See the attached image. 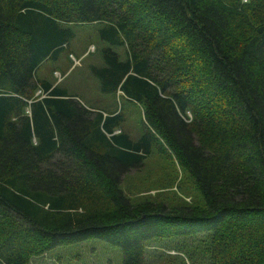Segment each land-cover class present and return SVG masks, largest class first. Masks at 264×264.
I'll return each instance as SVG.
<instances>
[{
    "label": "trees",
    "instance_id": "trees-1",
    "mask_svg": "<svg viewBox=\"0 0 264 264\" xmlns=\"http://www.w3.org/2000/svg\"><path fill=\"white\" fill-rule=\"evenodd\" d=\"M92 23L107 48L88 67L102 95L139 107L135 141L120 110L63 84L69 26ZM153 152L187 203L127 198L123 178ZM167 183L154 190L182 192ZM87 239L121 264H144L155 239L208 264H264V0H0V264Z\"/></svg>",
    "mask_w": 264,
    "mask_h": 264
},
{
    "label": "rangeland",
    "instance_id": "rangeland-1",
    "mask_svg": "<svg viewBox=\"0 0 264 264\" xmlns=\"http://www.w3.org/2000/svg\"><path fill=\"white\" fill-rule=\"evenodd\" d=\"M102 27L99 23L69 26L72 38L68 42V50L63 53L65 55L70 53L69 59L77 68L71 72L63 84L75 93L81 104L86 108H105L104 104H107L111 100L112 106L120 110L123 115L124 121L121 125L123 133L130 140L135 141L144 132L141 125L139 107L123 98H118L119 92L113 98L102 95L97 89V80L91 75L88 67L89 65H93L96 68L102 67L100 51L107 48V45L98 37ZM59 63H65V58L61 57ZM43 64L58 68L57 61H46ZM69 72L67 68L63 76H59L58 72L52 73V77L55 76L57 79H55V83L67 76ZM46 73V68H43L40 74L41 76H45ZM79 74L87 78V84H84L81 80H72V78ZM35 95H38V92ZM143 164L144 167L141 172L131 174L127 179L126 176L123 178V183L126 180V186L130 192L127 198H129L131 203L149 199V197L153 199V195L155 196V194H158L160 198L168 197L170 199L167 203L169 206L179 205V203L174 201L178 197L185 203L189 201L188 196L184 195V193L190 192V195H192L191 187L187 181H179L180 172L173 163L153 152L144 160ZM172 178L180 185L183 193L177 189L175 184L163 191L154 190L165 187L169 184L167 183V179L172 180ZM190 238H178L174 240L183 241L187 244L186 247H190ZM193 238L200 240V236H193ZM199 242L201 241L193 245L197 246ZM165 245L167 246V243L159 239L147 242L144 245V264H181V261L184 264H208L205 258L202 259L199 251L194 256L191 254L189 258L186 255L188 253H179L172 248H164ZM188 249L191 250V248ZM160 252L163 254L159 255ZM179 254L181 257H178ZM175 256L178 259L175 260L173 258ZM30 264H121V254L119 248L116 246H111L98 239H87L67 246L54 247L41 257L31 259Z\"/></svg>",
    "mask_w": 264,
    "mask_h": 264
},
{
    "label": "crops",
    "instance_id": "crops-1",
    "mask_svg": "<svg viewBox=\"0 0 264 264\" xmlns=\"http://www.w3.org/2000/svg\"><path fill=\"white\" fill-rule=\"evenodd\" d=\"M109 103H110V100L107 103V108L110 109L109 111L113 112V113L116 112L114 106H112V104H109ZM116 110H118V109H116Z\"/></svg>",
    "mask_w": 264,
    "mask_h": 264
}]
</instances>
